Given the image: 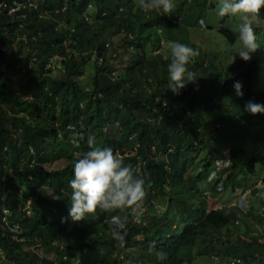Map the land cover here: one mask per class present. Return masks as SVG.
Instances as JSON below:
<instances>
[{"label":"trees","instance_id":"trees-1","mask_svg":"<svg viewBox=\"0 0 264 264\" xmlns=\"http://www.w3.org/2000/svg\"><path fill=\"white\" fill-rule=\"evenodd\" d=\"M173 2L160 14L139 0H0V264H193L195 255L264 264V242L234 229L244 218L251 236L248 219L264 224V186L254 185L264 184V114L243 110L264 104V7L251 18L259 47L226 68L239 20L221 18L226 51L206 52L188 29L213 31L217 0ZM169 41L198 51L178 95L166 87ZM89 135L143 178L140 222L130 208L62 221ZM229 190H249L251 207L210 210L209 197ZM113 215L130 217L126 244L109 231ZM25 246L58 256L39 263Z\"/></svg>","mask_w":264,"mask_h":264},{"label":"clouds","instance_id":"clouds-1","mask_svg":"<svg viewBox=\"0 0 264 264\" xmlns=\"http://www.w3.org/2000/svg\"><path fill=\"white\" fill-rule=\"evenodd\" d=\"M216 15L236 18L239 23L237 45L229 52L232 62L238 56L243 61H249L251 54L259 47L256 42L250 20L259 15L264 7V0H217ZM174 7L173 0H140L142 12L156 11L169 14ZM169 56L167 68V88L178 95L187 83L193 82V73L188 69L191 59L198 55L193 47L179 41H169ZM236 97H243V85L235 80L232 85ZM243 110L249 114H264V104L247 100ZM89 150L77 154L72 164V178L68 181L70 197L68 201V217L72 222H78L89 215H95L97 210H119L130 208L135 218L142 215L141 207L145 195L144 180L134 176L132 169L125 164L118 153L110 147L94 146V137L87 138ZM130 217L113 215L108 220V228L117 239H123Z\"/></svg>","mask_w":264,"mask_h":264},{"label":"rangeland","instance_id":"rangeland-1","mask_svg":"<svg viewBox=\"0 0 264 264\" xmlns=\"http://www.w3.org/2000/svg\"><path fill=\"white\" fill-rule=\"evenodd\" d=\"M140 2V0H139ZM214 17L216 18H208V25L211 27H214V30H208L207 25L205 24H201V26H196V27H190V29H188L192 39L198 43V44H202L204 45V47L206 48V52H209L211 49L215 50L217 49V47H220L222 49H224V51H226L227 48V44L225 43H218L219 38L216 36V32L218 27L221 25V18L218 17L217 15H214ZM217 20V21H216ZM250 23L253 24V19L250 20ZM236 23L233 22V25H235ZM218 35V34H217ZM252 60L255 61V54L252 55ZM61 61H63V59H61ZM223 65L227 68L229 67L233 62L231 60V57L228 56L227 58L224 57L223 59ZM10 76L11 78L16 82V83H21L24 84L25 83V77L21 76V75H17L16 73L10 71ZM261 81H263V75L261 77ZM260 90L264 91V84H260ZM20 94H23L22 91L19 90ZM253 148H255L256 146L253 144L252 145ZM252 152H256L255 149H252ZM261 156H264V149L261 148ZM63 166V163H58L56 164V168H60ZM218 168L221 170L223 168L222 165L218 164ZM225 177V174L223 175ZM256 182V181H254ZM255 186L263 189V181L259 180L257 183H254ZM249 191V190H248ZM208 194V191H205ZM245 192V191H244ZM241 190H229L227 192H223L221 194V196L219 198H213V197H209V206L211 208H223L225 206H227L228 208H233L234 206H242L243 208V193ZM251 204V203H249ZM244 207L246 208V205L244 203ZM241 209V208H240ZM244 209V208H243ZM242 210V209H241ZM246 219L243 218L242 222H239L237 224V227H235L234 229L236 230L235 234H240L241 236H243L246 239L250 240V237H255L256 239H258L261 242H264V224H262L261 222H259L256 219H248V224L249 227L251 229V236H248V232H247V227L244 223ZM140 222V221H137ZM125 238V237H124ZM224 240V239H223ZM235 240V239H233ZM122 242L124 244H126V240L122 239ZM226 242V241H225ZM24 249L29 253L30 256H34L37 258V261L40 263V261L42 259H49V260H55L57 258V253L52 252V251H46L43 248H41L40 246H25ZM195 255V254H194ZM216 258V257H214ZM212 256L209 255H203V256H192V260L194 261L193 264H227V260H224L221 257H218V260L214 259Z\"/></svg>","mask_w":264,"mask_h":264},{"label":"built area","instance_id":"built-area-1","mask_svg":"<svg viewBox=\"0 0 264 264\" xmlns=\"http://www.w3.org/2000/svg\"><path fill=\"white\" fill-rule=\"evenodd\" d=\"M2 7H6V5L5 4H2L1 5ZM21 4H18L16 7H12V8H10L9 9V14H13V13H15L16 11H18L20 8H21ZM219 164V163H218ZM221 165V164H220ZM244 195H243V200H244V202H243V208H242V206H240V208L242 209V211L243 212H246L250 207H251V205L248 203V199H247V197H248V195L250 194V191H245L244 193H243ZM210 199V198H209ZM208 199V200H209ZM209 202V201H208ZM244 203H245V205H246V208L244 207ZM208 205H209V203H208ZM209 209L210 210H217L216 208H211L210 206H209ZM219 209H221V208H219ZM4 214H5V216H7L8 214H9V211L8 210H5L4 211ZM4 221H6V217L4 218ZM135 221H139L137 218H135ZM240 263V260H235V261H233V264H239Z\"/></svg>","mask_w":264,"mask_h":264}]
</instances>
